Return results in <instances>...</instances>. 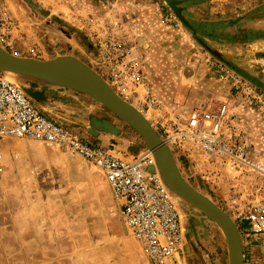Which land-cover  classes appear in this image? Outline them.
Listing matches in <instances>:
<instances>
[{"label": "rangeland", "instance_id": "1", "mask_svg": "<svg viewBox=\"0 0 264 264\" xmlns=\"http://www.w3.org/2000/svg\"><path fill=\"white\" fill-rule=\"evenodd\" d=\"M144 1L0 0V45L16 55L41 60L64 55L79 58L137 107L160 135V123L175 113L226 100L251 134L253 159L264 167L263 128L257 129L247 114L253 113L261 123L264 118L246 104L245 97L248 88L264 91V0H181L190 27L165 0H154L161 13L159 22L169 29L150 36L145 33L151 28L136 23L137 10L149 6ZM110 38L126 41L140 77L132 70L124 84L112 75L119 68L106 59ZM146 56L161 75L152 81L146 77ZM0 76L23 89L44 93L41 100L28 94L40 109L57 106L62 92L84 94L30 77L15 79L4 72ZM176 81L178 87L171 96L165 87ZM185 81H191L190 86L183 88ZM195 92L206 93L203 101L202 96L194 97ZM171 98L181 105L176 110L170 108ZM95 101L106 110L104 119L119 129L122 140L114 148L124 153L120 156L132 159L148 150L135 129ZM66 109L62 104L53 109L60 115L56 118L50 111L43 112L64 124L77 115ZM2 144L10 146H0L4 167L0 172V264H149L99 168L79 155L36 140L5 138ZM167 145L187 181L225 210L242 231L240 218L256 200L261 175L233 169L208 152ZM179 210L185 246L194 248L187 262L229 264L225 235L213 220L186 203ZM244 246L245 263L264 264L263 238H245Z\"/></svg>", "mask_w": 264, "mask_h": 264}, {"label": "built area", "instance_id": "2", "mask_svg": "<svg viewBox=\"0 0 264 264\" xmlns=\"http://www.w3.org/2000/svg\"><path fill=\"white\" fill-rule=\"evenodd\" d=\"M130 52L125 40H107L106 59L119 68L112 75L124 84L132 70L140 77ZM245 93L246 104L264 118V91L254 87ZM160 126L162 138L175 148L208 152L233 169L255 170L261 175L256 200L240 218V232L244 241L264 239V167L253 159L251 134L242 119L231 113L228 102L215 100L207 107H193L189 113H175ZM5 138L58 146L99 168L120 202L123 222L148 263H177L185 247L179 206L157 171L150 169L155 167V158L147 150L127 159L114 147L91 144L42 112L19 85L0 76V140ZM2 161L0 152V172L4 171Z\"/></svg>", "mask_w": 264, "mask_h": 264}, {"label": "water", "instance_id": "3", "mask_svg": "<svg viewBox=\"0 0 264 264\" xmlns=\"http://www.w3.org/2000/svg\"><path fill=\"white\" fill-rule=\"evenodd\" d=\"M165 1L178 18L190 27L191 25L182 13L181 0ZM2 69L21 73L20 75L33 78L39 83L66 86L80 91L94 98L124 120L143 137L146 148L153 152L158 169L167 186L191 201L195 207L202 209L201 211L204 210L213 215L220 222L221 230L228 245L229 264H245V246L236 222L211 198L197 190L183 177L172 150L146 116L134 105L124 100L92 67L72 55L41 60L16 55L0 45V72H4ZM60 78H63L64 81L59 80ZM71 81L76 84L74 85ZM24 90L33 99L41 100L45 98L44 93H38L33 88H24ZM92 124L98 127H107V130L113 134L119 133V129L109 122L93 120ZM150 169L154 170V167Z\"/></svg>", "mask_w": 264, "mask_h": 264}, {"label": "crops", "instance_id": "4", "mask_svg": "<svg viewBox=\"0 0 264 264\" xmlns=\"http://www.w3.org/2000/svg\"><path fill=\"white\" fill-rule=\"evenodd\" d=\"M146 1H148V2H146ZM144 2H145V4H148L149 6L141 7L137 10L136 23H141L142 25L145 26L146 29L151 28L153 30V31H150L148 33H145L146 36H147V34L149 36L153 35L156 32L166 33L169 28L166 29L165 26H163L159 22V16L161 13L159 12L158 8L154 5L155 1L154 0H145ZM140 33H141V31H139L137 33V35H141ZM7 49L11 50L9 48H7ZM149 58H150V55H149ZM149 58L147 56L145 57L144 68L146 71V77L152 81V78H154V77L158 78L161 75L159 73V68H157V66H156L157 64H154V62ZM175 78H176V76H175ZM185 82L186 83H184V84L181 82L180 86L183 88L190 86L188 83L191 81H189V82L185 81ZM177 83H178L177 81H176V83L172 82L173 86L172 85L166 86L165 92L169 93V95H171V96L174 95L175 94L174 91L178 87ZM162 85H164V84H162ZM162 85H159V88H162L163 87ZM153 88H154V86H153ZM196 91H198V88H196ZM62 93H61V96H59L62 101L61 102L58 101V104L56 103L57 106H54L53 108H48L49 110H47V109L45 110V107L41 106L42 112L43 111H50V113L51 112L53 113L54 118H56V116L60 117L59 113L56 110L54 111L53 109H57V107H59L60 104L65 105V109H66V107H68L69 109L74 111L73 112L71 110L66 109L68 111V113H72V112L77 113V115H75V117H70L71 119H65L64 120L63 123L65 124V126L70 128L74 132L82 134L86 138V140L89 141L93 145H101L104 147H115V148L120 146L119 143L122 140L120 138V136H121L120 133L113 134V133H111V131L107 130L108 129L107 127H102V126L98 127V126H94L92 124L93 120L106 121V122H109L111 124H114L113 121H110L108 119H104V117H105L104 114H106L107 112L104 108H102V106H99L95 100H93L90 96H86L84 94H79L76 92H70V93L62 92ZM64 93H66V94H64ZM200 94L201 93H199V92H195L194 97L195 96H202L200 98V101H203V99L205 98L204 94H206V93L202 92V95H200ZM62 95H64L65 97H63ZM169 101H170L169 104L171 106V107L170 106L169 107L171 108V110H176L178 107L181 106V105L173 102L172 98L169 99ZM191 102L192 101H189V104ZM194 102H195V100H193V103ZM190 107H193V106H190ZM247 115H248L247 116L248 119H251L252 124L256 125L257 129L263 128L262 132L264 134V123L259 122V120L255 117V115L253 113H250ZM53 117H51V118H53ZM256 122H259V123L256 124ZM117 137H119V138H117ZM122 143H125V142H122ZM0 146H2V148H8L10 146V144H2ZM121 154L124 155V153L122 151H121ZM190 251L193 252L194 248L186 245L184 247L183 254L181 255L182 261H184L183 262L184 264H189L187 262V260H188V257L191 256ZM195 264H204V263L200 262V263H195ZM206 264H207V262H206Z\"/></svg>", "mask_w": 264, "mask_h": 264}, {"label": "bare ground", "instance_id": "5", "mask_svg": "<svg viewBox=\"0 0 264 264\" xmlns=\"http://www.w3.org/2000/svg\"><path fill=\"white\" fill-rule=\"evenodd\" d=\"M3 71H4V73L7 75V76H10V77H12V78H15V79H18L19 77H21V76H24V75H20L21 73H18V72H14V71H10V70H7V69H2ZM65 74H67V73H65ZM50 80V79H49ZM48 80V81H49ZM54 80V79H53ZM58 80V79H57ZM59 80H63V78H60ZM64 81V80H63ZM54 82H62V81H54ZM72 82V81H71ZM74 85L76 84V83H74V82H72ZM21 86H23V85H21ZM137 108V107H136ZM138 109V108H137ZM139 110V109H138ZM140 111V110H139ZM153 126V125H152ZM24 140H26V139H24ZM164 140V139H163ZM164 142H165V140H164ZM166 143V142H165ZM167 144V143H166ZM149 153H151L152 155H153V157L155 158V156H154V154H153V152L151 151V150H147ZM154 169L157 171V173L160 175V177L163 179V177H162V175H161V173H160V171H159V169H158V166H157V161H156V158H155V167H154ZM183 175V174H182ZM184 177V176H183ZM164 181V180H163ZM165 182V181H164ZM172 189V188H171ZM172 191V193H173V195H174V197L176 198V201H177V203H178V206H179V209H181V207L183 208V203H186V204H188V205H190V206H195V205H193L192 204V202L191 201H189V200H187L185 197H183L181 194H179L178 192H176L175 190H171ZM197 207V206H196ZM197 208H199V207H197ZM200 209V208H199ZM200 210H202V209H200ZM204 211V210H203ZM202 211V212H203ZM206 214H208V216H210L211 217V219L213 220V222L216 224V226H217V228L218 229H220L221 230V225H220V222L213 216V215H211L210 213H208L207 211H204ZM181 214V213H180ZM182 218V217H181ZM125 224V223H124ZM242 235V234H241ZM242 239H243V237H242ZM243 243H244V240H243ZM182 257L179 255L178 256V261H177V263L176 264H184L183 262L184 261H182V259H181Z\"/></svg>", "mask_w": 264, "mask_h": 264}]
</instances>
